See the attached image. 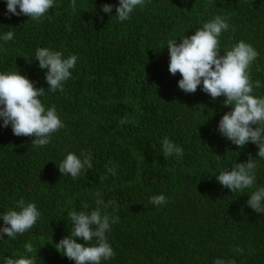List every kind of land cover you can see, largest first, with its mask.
<instances>
[{"label": "trees", "instance_id": "trees-1", "mask_svg": "<svg viewBox=\"0 0 264 264\" xmlns=\"http://www.w3.org/2000/svg\"><path fill=\"white\" fill-rule=\"evenodd\" d=\"M70 3L55 0L36 21L8 14L0 0V37L15 33L0 39V73L18 71L44 88L42 103L55 106L64 124L48 145L35 147L34 137L14 136L0 119V216L18 210L20 199L41 213L22 235L0 239V264L21 256L34 264H75L55 244L70 234L69 213H90L97 199L102 214L119 217L105 234L115 256L101 264H264V213L247 205L264 187V159L256 145L239 149L219 133L220 119L232 110L223 106L225 97L211 98L202 84L195 93L179 89L167 49L169 40L179 44L216 16L227 18L220 55L239 41L250 44L259 53L249 69L253 84L260 83L252 94L264 98V0H145L123 22L115 16L118 0H76L75 12ZM105 4L111 13L101 11ZM38 48L77 56L63 92L47 88ZM164 137L183 149L182 157L163 156ZM70 152L81 159L90 152L92 168L76 178L61 175ZM249 157L257 163L253 188L231 193L215 179ZM161 194L166 204L150 203ZM27 243L33 253L25 252Z\"/></svg>", "mask_w": 264, "mask_h": 264}, {"label": "clouds", "instance_id": "clouds-1", "mask_svg": "<svg viewBox=\"0 0 264 264\" xmlns=\"http://www.w3.org/2000/svg\"><path fill=\"white\" fill-rule=\"evenodd\" d=\"M7 13L13 16L24 15L39 21L45 17L55 5V0H5ZM145 0H118L115 16L121 22L130 18V14L138 6L143 7ZM71 10H76V0H71ZM19 8V11H17ZM112 5L105 4L101 11L112 12ZM227 18L216 16L203 24L194 35L167 42L169 54L168 71L172 75L180 74L178 87L184 93H195L202 84L203 92L211 98L225 97L224 107L231 106L232 110L225 113L219 121V133L237 148L242 149L248 143L257 146L256 156L264 159V98L254 96L253 88H259V81L253 84L249 69L258 58L259 53L248 43L239 41L230 50L220 55L219 37L228 30ZM15 33L9 31L0 37L3 41H11ZM41 70L47 69L45 81L50 91L63 92V84L72 75L71 71L77 62V56L63 58L59 51L48 48H38L35 53ZM45 95L44 88L37 89L33 82L18 71L0 73V119L3 127L11 126L14 136L34 137L32 144L43 147L50 143L53 133L64 127L57 114L55 106L46 108L41 101ZM121 123H124L122 120ZM164 157L183 156V149L164 137L162 140ZM83 159L73 153H68L59 164L61 175L70 174L73 178L80 175L85 168L91 169V153L83 154ZM257 163L249 159L245 163H236L234 168L221 171L215 179L231 193L253 188L255 184V169ZM108 173L115 176L114 168L109 167ZM106 179L107 177H103ZM99 195V193L97 194ZM113 203V202H109ZM153 205H164L166 197L156 195L150 198ZM98 207L86 213L73 210L69 213L71 219L70 234L62 238L56 245L59 253L75 262V264H101L115 256V252L107 242L106 232L110 223H118L119 217L112 218L102 214L99 205L103 201L97 199ZM247 205L256 213H264V187L253 191L247 200ZM18 210H9L0 216L4 227H0V239L4 236L15 238L31 229L41 216L35 203H26L20 199L15 205ZM88 205L85 204L84 208ZM107 207V205H105ZM93 238L96 246H88ZM81 239L85 243H77ZM31 243L25 245L26 253H33ZM242 252V249H235ZM58 252V251H57ZM3 264H34L33 258L5 257ZM214 264H235L234 261L217 259Z\"/></svg>", "mask_w": 264, "mask_h": 264}]
</instances>
